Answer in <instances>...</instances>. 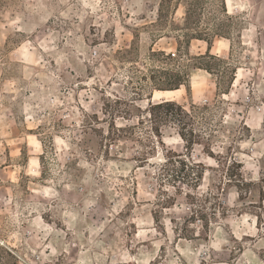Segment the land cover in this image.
Segmentation results:
<instances>
[{"label":"rangeland","instance_id":"obj_1","mask_svg":"<svg viewBox=\"0 0 264 264\" xmlns=\"http://www.w3.org/2000/svg\"><path fill=\"white\" fill-rule=\"evenodd\" d=\"M125 253L264 264V0H0V264Z\"/></svg>","mask_w":264,"mask_h":264},{"label":"trees","instance_id":"obj_2","mask_svg":"<svg viewBox=\"0 0 264 264\" xmlns=\"http://www.w3.org/2000/svg\"><path fill=\"white\" fill-rule=\"evenodd\" d=\"M210 49H211V45L208 44L207 45V52H209ZM169 55L171 57H174L173 54H169ZM201 57L206 58V57H211V56H209L208 54H205ZM180 84L185 85V83H180ZM187 87L189 88V84L187 85ZM155 106L158 108L176 107L179 110V112L183 115L182 118L178 117V116L175 118V121L177 122V125H179V129L181 131V132H179V136L181 137L184 144L186 145V148L193 146L195 142H193L192 138L187 140L185 134L183 133V130L188 125V123L185 122V117H187V114L181 109V107L177 106L173 101H162Z\"/></svg>","mask_w":264,"mask_h":264},{"label":"clouds","instance_id":"obj_3","mask_svg":"<svg viewBox=\"0 0 264 264\" xmlns=\"http://www.w3.org/2000/svg\"><path fill=\"white\" fill-rule=\"evenodd\" d=\"M162 242L163 241H161V243ZM125 259H127L129 261H136V264H148V261H149V259H151V257H146V258H143V259H137L136 256H130L127 253H125Z\"/></svg>","mask_w":264,"mask_h":264},{"label":"bare ground","instance_id":"obj_4","mask_svg":"<svg viewBox=\"0 0 264 264\" xmlns=\"http://www.w3.org/2000/svg\"><path fill=\"white\" fill-rule=\"evenodd\" d=\"M178 90H175V91H169V92H162V94H165L166 96H170L172 94H175ZM155 95V94H154ZM165 97V96H164ZM171 97V96H170ZM168 101V100H166Z\"/></svg>","mask_w":264,"mask_h":264},{"label":"snow or ice","instance_id":"obj_5","mask_svg":"<svg viewBox=\"0 0 264 264\" xmlns=\"http://www.w3.org/2000/svg\"><path fill=\"white\" fill-rule=\"evenodd\" d=\"M166 143H171L172 141H165ZM213 247H217V245H213Z\"/></svg>","mask_w":264,"mask_h":264},{"label":"crops","instance_id":"obj_6","mask_svg":"<svg viewBox=\"0 0 264 264\" xmlns=\"http://www.w3.org/2000/svg\"><path fill=\"white\" fill-rule=\"evenodd\" d=\"M212 48V47H211Z\"/></svg>","mask_w":264,"mask_h":264}]
</instances>
